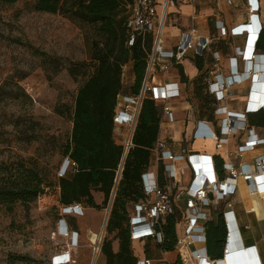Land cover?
Segmentation results:
<instances>
[{"label":"built area","instance_id":"2783aa9c","mask_svg":"<svg viewBox=\"0 0 264 264\" xmlns=\"http://www.w3.org/2000/svg\"><path fill=\"white\" fill-rule=\"evenodd\" d=\"M252 5L253 17L248 24L235 27L228 32L225 27H217V38L222 39L228 35L246 36L245 48H236V57L230 58V75L225 76L221 72L220 57L221 52L214 54L215 65L209 72L207 79L209 93L216 100L214 116L220 122L221 138H229L240 131H249V137L245 144L238 148L239 155L254 151L264 145V138H260L254 128H252L247 119V115L252 112L264 110V72H257L254 66L249 71L245 69L240 73L239 59L245 63L247 61L263 60L262 55L256 54L257 46L261 39L263 26L257 19V13L260 10L257 0H250ZM233 5L232 0L229 1ZM174 0H134L130 5V16L127 22L130 30L129 45H133L137 36L152 34L154 44L149 54V64L145 81L139 94H121L118 97V104L114 123L116 131L123 127L130 128L131 135L121 144L124 148L122 164L119 168L117 184L119 183L126 158L134 147L133 137L138 123V119L146 98L150 97L155 102L169 101L181 97L180 87L177 83H169L158 87L152 83L153 76L159 70L161 75H166L174 65L182 63L190 51H194L197 56L204 57L209 51L212 52L214 40L208 36H200L197 29H193L188 34H183L180 42L173 50H168L166 46V30L170 9L174 7ZM251 59V60H250ZM264 69V67H263ZM124 77V76H123ZM247 81L252 82V88L249 92V98L243 113H235L229 110L227 104L233 96L235 87L244 84ZM261 87L260 90L254 89ZM186 104V103H184ZM183 104V105H184ZM163 115L170 117L172 111L169 107L164 108ZM117 127H120L117 129ZM115 131V132H116ZM220 137H216V148L225 150L226 142ZM233 156L230 151H226L223 158L222 173L218 170L215 156L202 153H192L184 150L182 154L175 155L168 147L166 141L158 140L153 157L158 167L156 172L148 170L143 175V188L145 199L132 206L131 214V235L132 240H154L159 245L164 243L165 237L162 232V224L168 216L180 213V219L177 224V247L178 262L176 264H215L208 255V237L207 224L212 221V208L227 201L236 192L241 190V183L246 184L250 194L264 192V158H258L255 161L257 172H252L250 167L243 165L236 168L228 160ZM185 163L188 167H180L179 164ZM164 165V185H161L159 169ZM188 168V169H187ZM77 164L69 158H66L63 166L58 172L57 178H65L76 171ZM191 172V179L188 188L184 192L187 195L186 207L179 210L178 204L184 193L174 194L176 185L180 179ZM44 196L39 200H43ZM115 198L109 204V213L111 215L112 205ZM38 200V201H39ZM229 209L233 205L227 202ZM63 217H84V206L74 204L71 206L60 207ZM232 211L224 213V221L227 228V238L225 243L224 257L225 261L229 255L231 263L235 264V251L229 248L236 238L235 228L233 226ZM57 235L67 238L66 249L62 254L56 256L53 264H77L75 253L82 248L81 236L77 230L70 229L68 225L59 226ZM105 234L96 235V240L91 239L90 247L93 250L91 264H101L102 248L105 240ZM198 245L201 247L197 248ZM252 264H258L257 260L252 258ZM137 264H156L150 259H140Z\"/></svg>","mask_w":264,"mask_h":264},{"label":"rangeland","instance_id":"374dc122","mask_svg":"<svg viewBox=\"0 0 264 264\" xmlns=\"http://www.w3.org/2000/svg\"><path fill=\"white\" fill-rule=\"evenodd\" d=\"M34 5L35 0L0 3V187L19 183L27 169L35 170L49 187L41 201L0 203V264H53L68 242L57 235L63 225L83 232L75 259L91 264L89 229L110 240L115 237L107 233L109 206L86 218H62L57 177L72 133L69 113L85 82L70 70L84 63L83 72L90 74L93 43L103 38L96 27L69 15L36 12ZM129 67L124 68L126 82ZM131 130L118 129L116 141L122 144ZM99 203L103 206V199Z\"/></svg>","mask_w":264,"mask_h":264},{"label":"trees","instance_id":"16d2710c","mask_svg":"<svg viewBox=\"0 0 264 264\" xmlns=\"http://www.w3.org/2000/svg\"><path fill=\"white\" fill-rule=\"evenodd\" d=\"M21 0H0L1 4L13 5ZM134 0H35L34 9L39 13L69 15L81 23L96 27L103 38L94 42L91 61L92 72H83L84 63L71 69L76 79L85 82L76 96L73 112L69 115L73 123L71 138L66 145L65 158L77 164L74 173L58 179L59 204L71 206L80 204L95 210L107 209L115 192L107 233L115 234L110 240L105 237L102 257L105 264H137L131 235V207L145 199L143 175L148 171L153 158V150L161 131V112L157 102L146 98L135 129L133 144L129 152L121 179L117 184L119 168L124 156L123 146L116 141L114 118L118 97L125 93L124 68L132 64L135 82L130 89L132 95L140 93L149 64V54L153 48L152 34L137 36L133 45L127 22L129 7ZM201 75L194 82L195 96L200 103L199 118L214 122L216 100L209 93L203 57L195 58ZM181 79L189 83L184 68L178 66ZM64 116L63 112H59ZM251 127L264 128V110L247 115ZM218 170L222 173V162L218 160ZM164 165H160L161 185H164ZM10 186L0 187V203L24 205L45 196L44 179L33 169H27L25 177ZM94 193L103 194V206L97 204ZM131 206V207H130ZM62 218H67L63 217ZM180 213L168 216L162 224L165 240L163 252H174L177 247V224ZM208 255L213 261L224 257L227 228L222 216L207 224ZM118 240L119 251L115 252L113 241Z\"/></svg>","mask_w":264,"mask_h":264},{"label":"crops","instance_id":"0c3cea01","mask_svg":"<svg viewBox=\"0 0 264 264\" xmlns=\"http://www.w3.org/2000/svg\"><path fill=\"white\" fill-rule=\"evenodd\" d=\"M162 1V0H159ZM175 6L170 9V16L166 30V46L168 50H173L180 42L183 34L190 33L193 29L198 30L200 36H208L214 40L212 45V52H207L204 55L205 71H211L215 65V56L217 52H221L220 66L221 72L225 76L230 75V58H235L236 48H245L247 38L246 36H231L228 35L222 39L217 38V27L222 26L226 28L228 32L231 29L239 26H243L250 22L253 17L250 5V0H232L233 5L229 4L231 0H174ZM252 1V0H251ZM260 6L257 13V19L263 26V32L261 39L257 46L256 54L264 56V0H257ZM197 56L194 51H190L186 59L177 65H174L166 75H161L159 70L154 74L152 83L155 86L161 87L169 83H177L180 87L181 97L172 99L169 101H162L158 103V108L161 112V131L159 140L166 141L169 149L175 154L180 155L184 150L192 153H202L210 156H215L216 163L218 160L222 162L226 151H230L233 156L228 160L236 168L246 165L250 167L252 172H257L255 161L258 158H264V145L258 147L254 151H249L239 155L237 153L238 148L245 144L249 137V131H240L237 134L229 138H221L220 136V122L214 116V122L202 120L199 118L200 103L195 96L193 82L201 74L195 64V58ZM251 60V59H250ZM240 73L246 70H250L254 66L257 68V72H264V57L263 60H252L245 63L242 59H239ZM129 72L127 82L125 81L124 74V94H131L130 89L135 82V78L132 71V64H129ZM127 65L125 68H127ZM178 66L184 68L186 76L189 78V83H184L181 79ZM252 88V82L247 81L235 87L233 96L228 101V108L235 113L245 112L247 101L249 98V92ZM254 89L260 90L261 87H255ZM215 100V98L213 99ZM186 103V104H184ZM184 104V105H183ZM169 107L172 111L170 117L163 115L164 108ZM215 106H212L213 110ZM255 133L264 138V128L252 127ZM73 129V123H72ZM216 137H220L226 142L225 150H218L216 148ZM207 139V140H206ZM208 143V145H207ZM180 167L186 168L187 164L181 163ZM188 169V168H187ZM150 171L156 172L158 167L152 158ZM191 172L181 178L180 183L176 185L174 194L178 195L184 193L188 188L191 179ZM224 176V174H223ZM264 184V181H261ZM241 190L236 192L227 201L221 202L215 205L211 210L212 220L222 216L224 225V213L232 211L235 219L233 218V226L235 228L236 238L230 243L229 248L235 252H243V256L238 255L237 262L235 264H252L250 259L254 258L258 264H264V192L258 194H250L246 188L245 183H241ZM97 204L99 200L104 196L101 193H94ZM187 195L184 193L179 201L178 208L181 209V205H186ZM227 202L231 203L233 207L228 208ZM132 209V207H131ZM182 210V209H181ZM84 217H88L90 213H95V209L89 208L84 210ZM110 218V217H109ZM226 226V225H225ZM80 236H83V232L77 230ZM96 235L93 229H89L87 237L91 239ZM114 251H119V242L114 244ZM201 247L198 245L197 248ZM133 248L135 256L138 260L150 259L156 262V264H176L178 258V252H163L161 245L154 240L144 239L133 241ZM174 255V259L170 261L168 257ZM103 264V263H102ZM105 264V262H104ZM215 264H232L230 255L225 261H218Z\"/></svg>","mask_w":264,"mask_h":264},{"label":"water","instance_id":"95a60500","mask_svg":"<svg viewBox=\"0 0 264 264\" xmlns=\"http://www.w3.org/2000/svg\"><path fill=\"white\" fill-rule=\"evenodd\" d=\"M108 220H109V218H108ZM237 255H238L239 257H242L244 254H243V252H241V253H235V257H236ZM236 259H237V258H236Z\"/></svg>","mask_w":264,"mask_h":264},{"label":"bare ground","instance_id":"6f19581e","mask_svg":"<svg viewBox=\"0 0 264 264\" xmlns=\"http://www.w3.org/2000/svg\"><path fill=\"white\" fill-rule=\"evenodd\" d=\"M91 243V242H90Z\"/></svg>","mask_w":264,"mask_h":264}]
</instances>
